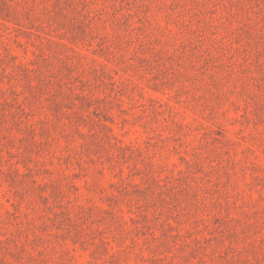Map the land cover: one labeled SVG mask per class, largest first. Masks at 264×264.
<instances>
[{"label": "rangeland", "instance_id": "rangeland-1", "mask_svg": "<svg viewBox=\"0 0 264 264\" xmlns=\"http://www.w3.org/2000/svg\"><path fill=\"white\" fill-rule=\"evenodd\" d=\"M0 264H264V0H0Z\"/></svg>", "mask_w": 264, "mask_h": 264}]
</instances>
